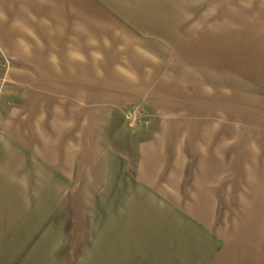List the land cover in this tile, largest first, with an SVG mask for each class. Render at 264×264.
Here are the masks:
<instances>
[{
  "label": "crops",
  "instance_id": "0c3cea01",
  "mask_svg": "<svg viewBox=\"0 0 264 264\" xmlns=\"http://www.w3.org/2000/svg\"><path fill=\"white\" fill-rule=\"evenodd\" d=\"M0 83V264H264V0H0Z\"/></svg>",
  "mask_w": 264,
  "mask_h": 264
},
{
  "label": "rangeland",
  "instance_id": "374dc122",
  "mask_svg": "<svg viewBox=\"0 0 264 264\" xmlns=\"http://www.w3.org/2000/svg\"><path fill=\"white\" fill-rule=\"evenodd\" d=\"M2 85L3 83H0V91L2 90ZM127 117V118H126ZM124 120L127 122V124L132 121H136L140 118H143L141 116V114L138 112L137 109H134L128 113H124L123 115ZM121 123V122H120ZM245 205H250V203L245 204ZM224 213L226 211H223ZM230 215H233V219H235V223L232 225L233 230L237 232H242L244 231L243 229L245 227H249L247 223H250L251 221H253V219L255 218V216L257 215V217H264V209H248V211L246 210H240V211H227ZM237 244H241V243H237ZM242 245V244H241Z\"/></svg>",
  "mask_w": 264,
  "mask_h": 264
}]
</instances>
